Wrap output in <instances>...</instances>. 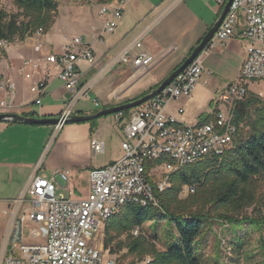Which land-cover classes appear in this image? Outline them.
<instances>
[{
  "label": "built area",
  "instance_id": "obj_1",
  "mask_svg": "<svg viewBox=\"0 0 264 264\" xmlns=\"http://www.w3.org/2000/svg\"><path fill=\"white\" fill-rule=\"evenodd\" d=\"M124 2L116 0L111 10L106 4L101 6L99 14L105 17L104 31L114 29ZM224 3L218 0L220 6ZM149 29L150 26L145 27L106 59L96 77L119 63L148 69L154 61L143 45ZM235 33L245 41L246 55L238 80L215 95L217 108L211 119L188 124L167 110L173 100L190 95L198 83L204 70L199 55L157 95L129 111L121 127V156L88 172L87 195L73 197L70 190L68 195H56L52 179L41 171L38 162L19 195L3 210L7 224L0 240V264H118L114 255L106 257L103 246L104 227L111 215L128 203L156 204L152 183L162 191L168 185L169 174L179 167L220 158L233 143L236 127L232 123L231 106L248 95L245 81L264 82V0H232L207 47L216 40L224 43ZM70 41L57 58L56 76L68 93L61 119L72 115L75 104L88 97L92 85L91 80L81 82L78 62H95L92 47L80 36H73ZM5 43L0 41V47ZM23 64H30L36 72L40 69L31 61ZM48 79L49 75H45L30 88L36 104L40 103ZM6 86L13 91L12 81H7ZM93 103L99 107L98 100L94 99ZM6 108L8 104L0 97V110ZM178 112L182 113L183 109L179 108ZM122 116V112L115 113L116 121ZM62 124L56 125L57 128ZM90 145L94 155L101 150L96 139ZM158 168L162 174L154 179L153 170ZM55 176L68 183L66 171L57 170ZM26 225L32 227L25 229ZM138 233V227L132 229L133 235ZM149 260L146 257L138 264H147Z\"/></svg>",
  "mask_w": 264,
  "mask_h": 264
},
{
  "label": "crops",
  "instance_id": "obj_2",
  "mask_svg": "<svg viewBox=\"0 0 264 264\" xmlns=\"http://www.w3.org/2000/svg\"><path fill=\"white\" fill-rule=\"evenodd\" d=\"M115 1L96 2V7L91 6L88 10L76 9L72 13V21L77 24L78 29L76 28L68 38L65 37L66 43H60L58 26L53 27L52 32L36 31L27 35L23 40L6 42L2 47L3 52L0 53V97L6 101L8 108L0 112H13L24 116L35 112L33 117H59L61 115L68 93L56 76L59 71L57 58L63 52L64 46L71 43L70 38L73 36H80L85 44L92 47L95 62L89 64L79 61L77 64L81 82L91 80L92 85L88 97L81 98L75 104L72 115L90 114L137 99L156 88L189 56L195 45L214 23L222 7L218 4V0H125L122 15L116 20V26L112 31L107 32L103 29L105 17L100 16L99 10L105 4L111 10ZM148 26L150 29L143 38V45L144 49L154 57L148 69H136L129 64L119 63L107 73L96 77L106 59L119 52L138 32ZM245 55L246 43L238 33L224 43L216 40L213 46L207 47L200 54L204 70L195 88L190 95L180 96L173 100L167 107L168 112L188 124L211 119L217 108L214 100L215 94L223 91L238 78ZM25 61L37 63L40 66L39 71H34L30 64L24 65ZM45 75H49V79L45 83L40 103L36 104L30 88ZM7 81L14 83L12 92L7 89ZM94 99L99 101V107L94 105ZM179 108L183 109L182 113L178 112ZM128 114L129 112L120 118L122 120L119 124L121 141V127ZM99 118L101 117L97 119ZM113 119H115V114ZM16 122L0 121V142L3 141L2 134L9 128L19 126L15 124ZM91 140H87L85 145L88 155L90 150L92 151ZM16 147L18 144L11 145L10 149ZM92 154L94 155L93 151ZM15 158V153L4 156L0 151V163H9ZM38 161L36 160L30 168L28 163L22 164L21 161L13 165L12 171L19 181H24L23 186ZM112 161L114 160L104 165H94L88 156L80 162L68 157L63 166L69 178L65 186L68 188L77 168L84 169L88 178V172L91 169L105 166ZM5 170L3 172H6ZM68 190L73 192V197H83L74 194L77 193L75 186ZM17 196L3 199L4 209Z\"/></svg>",
  "mask_w": 264,
  "mask_h": 264
},
{
  "label": "trees",
  "instance_id": "obj_3",
  "mask_svg": "<svg viewBox=\"0 0 264 264\" xmlns=\"http://www.w3.org/2000/svg\"><path fill=\"white\" fill-rule=\"evenodd\" d=\"M110 1L96 0L98 3ZM13 3L20 13L9 14L0 9V41L13 42L36 31L47 32L56 14L57 0H13ZM130 110L121 112L127 114ZM231 112L236 133L231 147L220 158L202 159L179 167L169 174L168 185L162 191L152 183L156 204L128 203L111 215L104 227L106 257H115L124 249L139 255L141 260L149 257L147 264H200L196 243L209 223V214L191 198L204 191L213 206L229 209L231 215L255 202L254 181L264 176V100L249 92L246 98L231 106ZM27 115L33 116L35 112ZM242 124L248 126L243 137ZM184 187H189L190 192L185 199H180ZM219 217L233 225L248 222L262 229L264 204L254 217L239 218L227 213ZM162 220L174 225L177 235L160 249L154 244L155 235L149 240L141 231L145 223ZM135 227L139 228L137 235L132 234Z\"/></svg>",
  "mask_w": 264,
  "mask_h": 264
},
{
  "label": "rangeland",
  "instance_id": "obj_4",
  "mask_svg": "<svg viewBox=\"0 0 264 264\" xmlns=\"http://www.w3.org/2000/svg\"><path fill=\"white\" fill-rule=\"evenodd\" d=\"M95 3L96 0H57L56 14L47 32L53 31V27L58 26L60 28L58 32L60 43H66L65 37L68 38L77 28V24L72 21V13L76 9L88 10L91 6L95 8ZM0 9L9 14L20 13L13 0H0ZM21 18L22 16H20ZM245 84L248 94L249 92L254 93L264 100L263 81H245ZM223 107L226 110V105ZM113 115L109 114L101 116L99 119L82 122H67L59 128L55 124L16 122L15 124L19 125L17 128H9L2 134L1 154L7 156L10 153H15L16 158L9 163H0V171H2L0 172V239L7 224V215L3 213L5 202L2 200L17 196L24 183V181H19L17 175L12 171L13 165L21 161L22 164L28 163L30 168L36 160H39L41 171L51 178L55 185L56 195L60 193L68 195V189H73L75 186L77 193L74 194L85 196L89 191V180L84 169L77 168L75 170L68 188L65 186V182H62L58 177H53L54 172L58 169L65 171L63 166L68 157L75 158L80 162L81 159L85 160L88 156L94 165H104L119 158L121 156L119 124L122 120L117 122L113 119ZM247 129V125H241L240 134L242 137ZM90 139H96L101 144V150L96 155H93L91 150L88 155L86 150V142ZM17 144L18 147L10 149L11 145ZM4 170L6 172H3ZM152 174L154 179H159L162 171L159 168L154 169ZM189 192V189L184 187L179 198L185 199ZM254 197L255 202L252 205L244 207L238 213H233L234 215L228 213L229 209L213 206L204 191L191 198L197 202V207H202L209 214V223L203 229L196 243V255L200 259V264H264V228L260 229L248 222H244L242 225H233L219 217V214L225 215V213L228 216L239 218L256 216L264 204V176L254 181ZM31 227L32 225H26L25 229ZM141 233L149 240L153 239V235H155L157 238H154V244L160 249H163L177 235L174 225L165 220L145 223ZM114 258L118 264H138L142 261V257L130 254L124 249L119 251Z\"/></svg>",
  "mask_w": 264,
  "mask_h": 264
},
{
  "label": "water",
  "instance_id": "obj_5",
  "mask_svg": "<svg viewBox=\"0 0 264 264\" xmlns=\"http://www.w3.org/2000/svg\"><path fill=\"white\" fill-rule=\"evenodd\" d=\"M232 0H226L225 3L222 5L221 10L219 12L218 17L211 25V27L207 30L204 36L200 39V41L195 45V47L190 52L189 56L175 69L173 70L156 88L152 91L144 94L143 96L128 101L123 104L103 108L97 110L94 113L90 114H74L68 116L66 119H61L60 117H33V116H24L18 113L13 112H0V121H17L27 124H55L59 125L60 123H67V122H82L91 119H95L101 116L115 114L121 112L123 110H129L135 108L148 99L152 98L153 96L157 95L166 85H168L174 77H176L181 71H183L186 66H188L194 58L199 56L204 49L207 48L209 42L214 37V34L220 25L221 21L223 20L224 16L226 15L229 6Z\"/></svg>",
  "mask_w": 264,
  "mask_h": 264
}]
</instances>
